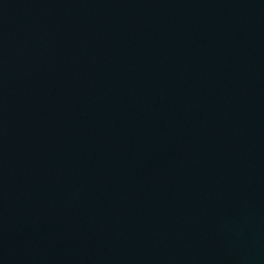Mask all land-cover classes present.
<instances>
[{"label":"water","instance_id":"water-1","mask_svg":"<svg viewBox=\"0 0 264 264\" xmlns=\"http://www.w3.org/2000/svg\"><path fill=\"white\" fill-rule=\"evenodd\" d=\"M0 264H264V0H0Z\"/></svg>","mask_w":264,"mask_h":264}]
</instances>
